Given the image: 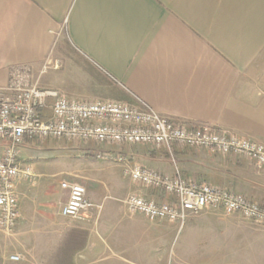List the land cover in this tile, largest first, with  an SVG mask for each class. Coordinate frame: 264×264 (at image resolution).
Instances as JSON below:
<instances>
[{
	"label": "crops",
	"instance_id": "obj_1",
	"mask_svg": "<svg viewBox=\"0 0 264 264\" xmlns=\"http://www.w3.org/2000/svg\"><path fill=\"white\" fill-rule=\"evenodd\" d=\"M64 35L127 101L264 145V0H0V97L39 87L94 98L89 72L58 65ZM105 148L133 153L162 173L176 166L194 181L264 205V165L246 156ZM44 151L34 152L51 153ZM104 190L91 191V206L51 235L57 246L80 231L69 264H264L263 225L212 210L189 214L183 224L151 221Z\"/></svg>",
	"mask_w": 264,
	"mask_h": 264
},
{
	"label": "built area",
	"instance_id": "obj_2",
	"mask_svg": "<svg viewBox=\"0 0 264 264\" xmlns=\"http://www.w3.org/2000/svg\"><path fill=\"white\" fill-rule=\"evenodd\" d=\"M63 140L79 146L98 160L128 162L129 153L107 145H147L153 149L175 146L208 148L237 154L264 165V145L238 132L200 122H184L160 115L151 107L118 100H74L50 88L23 87L12 96L0 97V229L14 226L18 217L15 180L20 169V149L28 142ZM144 192L126 199L130 212L151 221L182 224L188 213L206 207L238 212L246 220L264 224V205L227 188L186 179L179 170L161 173L137 162L128 170ZM66 192L60 214L77 218L91 206L86 188L61 181ZM9 259L17 260V255Z\"/></svg>",
	"mask_w": 264,
	"mask_h": 264
},
{
	"label": "rangeland",
	"instance_id": "obj_3",
	"mask_svg": "<svg viewBox=\"0 0 264 264\" xmlns=\"http://www.w3.org/2000/svg\"><path fill=\"white\" fill-rule=\"evenodd\" d=\"M59 52L61 58H59L58 65L62 62L66 66L86 70L95 81L92 83V92L96 94L94 98L74 100H122L129 102L125 97L114 93L115 85L113 82L102 77L87 59L71 49L66 35H64V39L59 45ZM136 105L143 106V103L140 102ZM24 146L25 152L21 155L22 157H19L21 172L14 183L18 197V217L12 228L8 230L0 229V264H69L70 257L74 249L80 244L82 235L78 230L72 231L57 246L53 236H51L55 234L57 229H64L69 222V217L60 214L61 206L66 200V192L59 189L61 181L79 183L85 186L89 201H91V191L94 192L96 189L102 191V185H104L103 195L109 198L110 195L116 197L114 200L123 204L125 208V201L129 195L135 192H143V189L131 180L128 173L135 162L143 165L134 157L133 153H129L131 159L128 162L115 163L98 160L89 154H84L78 150V145L63 140L28 142ZM135 146L123 148L130 149ZM37 149H46L51 153L49 155H37L34 152ZM47 151L44 152L47 153ZM176 170L179 169L174 166L173 173ZM184 177L194 181L187 176ZM116 184L119 185L112 186ZM88 185L92 188H89ZM206 210L223 211L221 208L206 207L196 213L189 212L188 215ZM233 213L239 214L238 212ZM239 216L251 224L264 226V224L246 220L241 214ZM10 255H17L18 259L11 260L9 259Z\"/></svg>",
	"mask_w": 264,
	"mask_h": 264
}]
</instances>
